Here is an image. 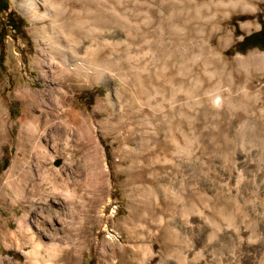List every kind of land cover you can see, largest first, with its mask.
Instances as JSON below:
<instances>
[{
    "label": "rangeland",
    "instance_id": "rangeland-1",
    "mask_svg": "<svg viewBox=\"0 0 264 264\" xmlns=\"http://www.w3.org/2000/svg\"><path fill=\"white\" fill-rule=\"evenodd\" d=\"M243 1L94 0L108 24L60 45L41 0H7L0 264H264V52L226 53L264 19Z\"/></svg>",
    "mask_w": 264,
    "mask_h": 264
},
{
    "label": "bare ground",
    "instance_id": "bare-ground-1",
    "mask_svg": "<svg viewBox=\"0 0 264 264\" xmlns=\"http://www.w3.org/2000/svg\"><path fill=\"white\" fill-rule=\"evenodd\" d=\"M23 1H24V7L27 10L26 12H28V13L29 12H34L36 10V8H37V5H38L37 3L40 2V1L37 2L38 0H36V1H34V0H23ZM69 1L70 0H41V2L43 3L46 11L47 10L48 11H51L52 10L51 11V16H52V19L53 20L51 19V21L49 22V24L46 27L45 31L46 32L49 31L51 34H53L52 36H54L56 38V40H59L60 45L64 43V39L63 40L59 39L60 38V34L62 33V31L66 32L68 34V36H71L72 34H74L75 36H81L83 34L84 35V38H87L88 39L89 36H90L89 33L92 31L89 28L91 25H101V26H104V25H107L108 24V21L107 20H109V16H108V13H106V11H108V10L104 9L105 7H103V5L100 2H98V3L96 2L95 3L94 0H87V3L86 4L88 6V10L85 13H83V15L80 16L78 13H75L76 12V10L74 9L76 7L75 6L76 5L75 4V0H71L70 2ZM237 2H238L237 3L238 5H241V1H237ZM64 4H67L68 7H69L68 12H66V13H64L66 10H63ZM39 6L41 7V5H39ZM232 7L234 8L233 5H232ZM241 7H243V6H241ZM38 9H40V8L38 7ZM83 16H85V17L83 18ZM43 20H44V18H43ZM109 22H111V21H109ZM125 27H126V25H125ZM86 33H88L89 35L86 34ZM66 37H67V35H66ZM50 39H52V38H50ZM77 44H78V42H77ZM54 48H55V46H54ZM80 49H82V46L79 47V46L73 45V49L71 51L70 50H68V51H70L71 53H72V51H74L76 53V50H80ZM56 50L59 52L58 54H60V52L63 55L65 53H68V52H65V51L61 50L60 48L59 49H56ZM81 52L83 53V51H81ZM88 55H90V54L88 53ZM89 57H91V56H89ZM105 60L101 61L100 64H99V66L100 67H103L104 69H105V66H106L105 65L106 64L105 63L106 61ZM81 62L80 63L77 62L79 64V66H81ZM90 66H91V63H90ZM205 66H208V64H206ZM100 69L101 68H96L95 67V69H94L95 70L94 71V75H101Z\"/></svg>",
    "mask_w": 264,
    "mask_h": 264
},
{
    "label": "trees",
    "instance_id": "trees-1",
    "mask_svg": "<svg viewBox=\"0 0 264 264\" xmlns=\"http://www.w3.org/2000/svg\"><path fill=\"white\" fill-rule=\"evenodd\" d=\"M2 4V5H1ZM7 9V0H2L0 2V11ZM10 16V15H9ZM11 29L16 30V27L9 21L8 22ZM259 29L256 32H253L247 36H243L239 42H235L226 53H246L250 49H258L264 52V19L258 18ZM17 25H24V20L18 18ZM10 112L14 115L16 112L14 106L11 105ZM3 164H6L2 161Z\"/></svg>",
    "mask_w": 264,
    "mask_h": 264
},
{
    "label": "crops",
    "instance_id": "crops-1",
    "mask_svg": "<svg viewBox=\"0 0 264 264\" xmlns=\"http://www.w3.org/2000/svg\"><path fill=\"white\" fill-rule=\"evenodd\" d=\"M198 7H196V9L193 11V13H195V11H198ZM259 29V28H258ZM258 29H256V31L258 30ZM256 31H253V32H256ZM253 32H250V33H247V34H245L244 36H247V35H249V34H251V33H253ZM242 38V37H241ZM241 38H240V40H241ZM162 48V47H161ZM162 50V49H161ZM165 51V50H164ZM163 51V52H164ZM161 52V51H160ZM204 55H206V53L204 52V54L203 55H201L202 57H204ZM175 57H176V59L175 60H179L180 62H181V55H178V54H175ZM252 60V61H251ZM205 61L206 62H208L207 61V59L205 58ZM204 61V62H205ZM258 61V60H257ZM241 63H242V65H243V67H245V68H248V67H251V66H253L255 63H257V62H255L254 61V59H245L244 61L243 60H241ZM217 98V97H216ZM215 99V98H214ZM215 103V102H214ZM197 107L199 106L197 103H194ZM217 105V104H216ZM176 106H177V108L178 109H180V106H178V104L176 103ZM182 107V106H181ZM184 107H188V106H184L183 105V107L182 108H184ZM188 108H190V109H192L193 108V106H192V104H190L189 105V107Z\"/></svg>",
    "mask_w": 264,
    "mask_h": 264
},
{
    "label": "flooded vegetation",
    "instance_id": "flooded-vegetation-1",
    "mask_svg": "<svg viewBox=\"0 0 264 264\" xmlns=\"http://www.w3.org/2000/svg\"><path fill=\"white\" fill-rule=\"evenodd\" d=\"M0 2L2 3V0H0Z\"/></svg>",
    "mask_w": 264,
    "mask_h": 264
}]
</instances>
